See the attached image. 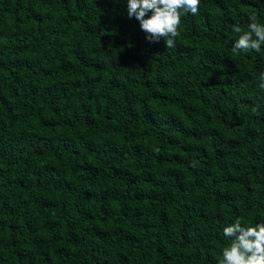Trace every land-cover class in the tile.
I'll return each mask as SVG.
<instances>
[{
    "label": "trees",
    "instance_id": "1",
    "mask_svg": "<svg viewBox=\"0 0 264 264\" xmlns=\"http://www.w3.org/2000/svg\"><path fill=\"white\" fill-rule=\"evenodd\" d=\"M251 15L201 0L166 49L127 0H0V264H220L264 223Z\"/></svg>",
    "mask_w": 264,
    "mask_h": 264
},
{
    "label": "clouds",
    "instance_id": "2",
    "mask_svg": "<svg viewBox=\"0 0 264 264\" xmlns=\"http://www.w3.org/2000/svg\"><path fill=\"white\" fill-rule=\"evenodd\" d=\"M200 2L201 0H127V15L139 22L140 29L149 42L163 39L166 49H172L180 35L178 29L181 17L189 13L197 15ZM249 20L251 22L246 31L238 24L232 27V31L239 34L232 46L233 53L237 55L252 51L260 53L262 50L264 24L257 22L256 15H251ZM258 88L264 90V72L259 75ZM223 235L232 238V242L223 249L220 264H264V223L246 227L242 226L240 219H236L223 228Z\"/></svg>",
    "mask_w": 264,
    "mask_h": 264
}]
</instances>
